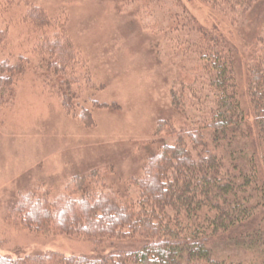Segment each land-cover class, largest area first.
Wrapping results in <instances>:
<instances>
[{"label": "trees", "instance_id": "trees-1", "mask_svg": "<svg viewBox=\"0 0 264 264\" xmlns=\"http://www.w3.org/2000/svg\"><path fill=\"white\" fill-rule=\"evenodd\" d=\"M119 1L138 8L141 22L153 16L167 56L187 68L189 78L171 91L182 122H158L148 143L154 153L137 174L115 179L112 167L102 165L76 176L58 196L47 190L20 196L7 216L36 234L83 239L96 248L115 241L130 246L98 257L0 253V264H264V0H197L210 13L204 23L185 0ZM6 21L0 112L12 108L20 81L35 71L68 113L93 126L82 95L99 87L64 25L38 5ZM17 22L24 25L18 45H32L26 52L11 49L10 27ZM241 24L249 44L243 49L241 42L242 52L234 33Z\"/></svg>", "mask_w": 264, "mask_h": 264}, {"label": "rangeland", "instance_id": "rangeland-1", "mask_svg": "<svg viewBox=\"0 0 264 264\" xmlns=\"http://www.w3.org/2000/svg\"><path fill=\"white\" fill-rule=\"evenodd\" d=\"M184 4L198 21L210 19L207 6L200 1L185 0ZM33 5L43 7L59 27L64 25L67 36L88 61L89 73L99 88L83 93L82 100L88 99L84 104L92 111L95 124L87 126L68 113L59 95L35 71L27 72L20 81L14 105L0 112V253L53 250L98 257L130 246V242L115 241L96 248L83 239L29 232L8 219V207L34 190L58 196L76 176L102 165L112 167L115 179L137 174L154 153L150 154L155 146L148 143L155 138L158 122H182L171 91L189 78V72L183 62L167 56L154 17L148 15L141 22L140 10L119 0H0V28L7 25L8 16L20 18ZM240 26L234 33L241 50V42L243 49L249 44L242 38L246 26ZM23 30L21 22L10 27L11 49L16 52L32 46L31 42L18 45ZM241 79V101L247 109L245 72ZM95 101L105 106H96Z\"/></svg>", "mask_w": 264, "mask_h": 264}]
</instances>
